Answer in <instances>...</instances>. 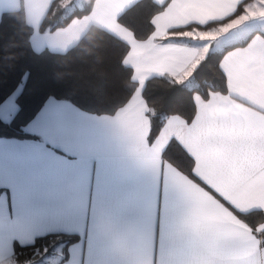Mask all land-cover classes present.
<instances>
[{
    "label": "crops",
    "instance_id": "0c3cea01",
    "mask_svg": "<svg viewBox=\"0 0 264 264\" xmlns=\"http://www.w3.org/2000/svg\"><path fill=\"white\" fill-rule=\"evenodd\" d=\"M54 1L0 0V20L23 8L36 53H65L99 27L129 46L124 64L139 86L114 115L51 97L23 128L34 138L0 137V264L15 244L51 235L77 237L61 264H264V222L253 229L238 215H264V0L217 29L203 27L246 0H154L165 8L144 42L118 22L140 0H93L87 15L42 32ZM246 26L256 34L220 62L227 92L195 94L193 120L170 116L149 143L145 82L169 76L189 85L219 51L207 47ZM187 27L196 40L169 35ZM19 93L0 105L6 123ZM172 141L193 159V177L163 158Z\"/></svg>",
    "mask_w": 264,
    "mask_h": 264
},
{
    "label": "trees",
    "instance_id": "16d2710c",
    "mask_svg": "<svg viewBox=\"0 0 264 264\" xmlns=\"http://www.w3.org/2000/svg\"><path fill=\"white\" fill-rule=\"evenodd\" d=\"M246 0L231 17L211 23L203 28L222 26L244 12ZM93 0L78 7L76 0H55L46 15L41 31L48 32L67 25L73 18L87 15ZM165 5L154 0H140L127 9L118 22L130 30L138 41H147L154 32L153 19ZM169 32L172 36L188 30ZM32 29L27 25L23 8L5 12L0 20V105L20 89L16 97L19 107L10 123L0 119V137L34 138L23 132L49 98L67 101L79 109L96 115H114L126 105L138 88L133 79V69L124 64L129 46L104 31L91 26L82 39L65 53L43 51L36 53L31 48ZM256 32L211 52L192 73L190 84L179 83L169 76L153 77L142 89L146 115L150 124L149 143L157 137L170 116H180L191 122L196 113L194 95L204 100L211 93L227 92V80L221 69L222 57L236 47L247 45ZM170 40V37L166 39ZM163 158L183 173L193 177V159L178 142L172 141ZM239 217L251 228L257 229L264 222L260 211ZM61 238L64 251L77 240L76 236L51 235L37 239L31 246L15 244L13 264H28L38 258V252ZM264 243V233L262 234ZM50 249V248H48ZM66 259V256L64 260ZM63 260V261H64ZM61 264V262L59 263Z\"/></svg>",
    "mask_w": 264,
    "mask_h": 264
},
{
    "label": "rangeland",
    "instance_id": "374dc122",
    "mask_svg": "<svg viewBox=\"0 0 264 264\" xmlns=\"http://www.w3.org/2000/svg\"><path fill=\"white\" fill-rule=\"evenodd\" d=\"M87 1L88 0H76V4L80 8ZM245 10H243V11L245 12ZM244 12H242L238 17H240ZM238 17H236V18H238ZM236 18H234V19H236ZM224 26H225V24H224ZM218 27L219 26L213 27V28H216L217 29ZM242 29L243 30H241L240 32L234 33V35H232L231 37L224 38V39H220L218 43H216L213 46L211 45L212 47L211 46H208L207 47V48H209L208 51L211 50L210 48H212V49L215 48L214 50H216V49L217 50H220L224 46H226L227 44L231 43L232 41L233 42L238 41L239 40L238 38L240 37V34H243V36L245 37V35H248L250 33V31L252 30V29H250L249 26H246V27H244ZM225 30H227V28L224 29L223 31L225 32ZM220 31H222V30H220ZM183 33H185V32H183ZM184 36L185 37H188L189 36V38L190 39H193V40H196L197 39V38L194 39L193 35H191L189 33H185ZM209 54H210V52L206 56H208ZM54 239L55 240H53L47 246V248L43 249L41 252H38L39 255H38V258H37L36 261L29 262L28 264H59L60 262H62L64 260L65 256H66V254H67V250H66V252L64 251V246L60 243L62 241L61 238H54ZM48 248H50V249H48ZM3 264H13V262H12V260H10V261H5ZM14 264H16V263H14Z\"/></svg>",
    "mask_w": 264,
    "mask_h": 264
}]
</instances>
